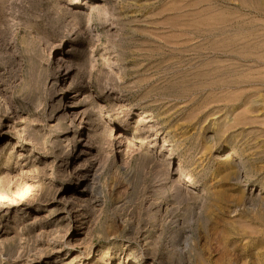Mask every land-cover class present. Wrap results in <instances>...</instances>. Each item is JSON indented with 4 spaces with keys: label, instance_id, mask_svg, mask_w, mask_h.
<instances>
[{
    "label": "rangeland",
    "instance_id": "1",
    "mask_svg": "<svg viewBox=\"0 0 264 264\" xmlns=\"http://www.w3.org/2000/svg\"><path fill=\"white\" fill-rule=\"evenodd\" d=\"M0 264H264V0H0Z\"/></svg>",
    "mask_w": 264,
    "mask_h": 264
},
{
    "label": "bare ground",
    "instance_id": "2",
    "mask_svg": "<svg viewBox=\"0 0 264 264\" xmlns=\"http://www.w3.org/2000/svg\"><path fill=\"white\" fill-rule=\"evenodd\" d=\"M152 121H154V120H152ZM242 165H241V167L244 165V163H243V161L242 162H240ZM238 169V168H237ZM236 172V171H235ZM186 188V187H185ZM243 205L244 206H249L250 208H252V210H256V208H257V204L256 203H254V201L253 202H250V201H245V202H243ZM182 238V237H181ZM185 241L186 240H188V236H186L185 235Z\"/></svg>",
    "mask_w": 264,
    "mask_h": 264
}]
</instances>
